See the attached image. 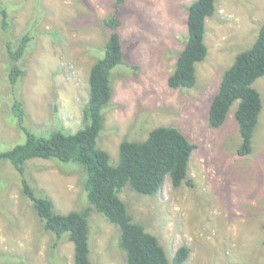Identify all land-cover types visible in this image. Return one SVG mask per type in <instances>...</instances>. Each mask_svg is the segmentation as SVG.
<instances>
[{"label":"rangeland","instance_id":"374dc122","mask_svg":"<svg viewBox=\"0 0 264 264\" xmlns=\"http://www.w3.org/2000/svg\"><path fill=\"white\" fill-rule=\"evenodd\" d=\"M195 1L0 0L9 15L8 29L0 26V153L27 140L12 112L15 100L23 104L24 125L37 136L84 127L90 68L104 56L109 33L102 21L116 16L124 65L112 73L98 148L117 166L123 141H144L160 126L177 128L197 146L188 166L192 186L175 188L166 177L155 196L129 185L122 189L119 197L133 222L158 238L171 261L185 246L190 255L184 264H264V76L253 85L263 109L249 155L237 153L238 102L220 128L208 123L225 71L258 38L264 0H217L214 16L206 20L208 53L196 65L195 87L172 89L167 81ZM24 34L33 42L20 62L24 73L12 86L6 44L15 46ZM24 177L59 214L90 207L87 174L78 163L32 159ZM89 245L92 264H126L119 228L93 209ZM0 264H74L73 243L45 230L8 161L0 162Z\"/></svg>","mask_w":264,"mask_h":264},{"label":"trees","instance_id":"16d2710c","mask_svg":"<svg viewBox=\"0 0 264 264\" xmlns=\"http://www.w3.org/2000/svg\"><path fill=\"white\" fill-rule=\"evenodd\" d=\"M122 2L123 0H118ZM217 0H196L188 8L184 47L177 56L174 71L168 78L172 89H191L197 82L196 65L205 60L208 48L205 44L206 20L214 16ZM8 11L0 4V26L9 27ZM108 29L104 44V56L90 68L88 101L83 109V124L74 133L53 132L49 136H37L24 125V109L15 100L12 112L19 129L27 135L24 144L0 153V162L8 161L19 174L23 194L29 198L44 228L60 239L62 236L74 245V264H92L89 245V215L93 209L120 230V247L126 254V264H184L190 255L187 247H180L169 260L158 238L133 222L126 204L119 193L129 185L133 191L146 196L160 192L163 181L170 178L173 187L182 184L192 186L188 179V166L197 146L175 127L160 126L150 131L141 142L123 141L119 146V164L113 166L107 151L98 148V138L104 127V114L112 100L111 78L113 70L124 65V51L117 32L120 22L116 16L102 21ZM33 39L24 34L15 46L7 43L10 61L8 79L15 86L24 70L21 60L27 54ZM264 76V23L258 38L248 49L239 52L232 66L227 69L212 99L208 123L213 129L220 128L227 115L238 102L234 113L241 137L238 155L252 152V140L263 109L255 82ZM32 159L73 162L83 166L87 181L90 207L83 212L63 215L54 211L48 198L37 197L24 177L25 164ZM264 229V227H263ZM264 244V240H263Z\"/></svg>","mask_w":264,"mask_h":264}]
</instances>
